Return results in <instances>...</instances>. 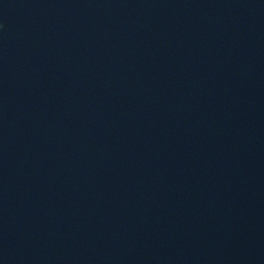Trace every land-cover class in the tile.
I'll list each match as a JSON object with an SVG mask.
<instances>
[{
	"label": "water",
	"instance_id": "1",
	"mask_svg": "<svg viewBox=\"0 0 264 264\" xmlns=\"http://www.w3.org/2000/svg\"><path fill=\"white\" fill-rule=\"evenodd\" d=\"M0 264H264V0H0Z\"/></svg>",
	"mask_w": 264,
	"mask_h": 264
}]
</instances>
